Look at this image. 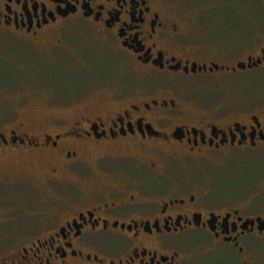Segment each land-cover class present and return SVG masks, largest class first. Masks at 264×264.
<instances>
[{
    "label": "flooded vegetation",
    "instance_id": "1",
    "mask_svg": "<svg viewBox=\"0 0 264 264\" xmlns=\"http://www.w3.org/2000/svg\"><path fill=\"white\" fill-rule=\"evenodd\" d=\"M181 8L0 0V28L81 82L0 125V157L33 164L10 174L2 264H264V13Z\"/></svg>",
    "mask_w": 264,
    "mask_h": 264
},
{
    "label": "rangeland",
    "instance_id": "2",
    "mask_svg": "<svg viewBox=\"0 0 264 264\" xmlns=\"http://www.w3.org/2000/svg\"><path fill=\"white\" fill-rule=\"evenodd\" d=\"M170 2L176 6L182 5L184 7L181 8L182 11L186 10L188 13L195 9L206 11V7L210 8L211 11L206 17L213 20L231 18L238 26L243 25L245 18L249 17V12L253 11L258 18H261L264 13V0H170ZM56 38L54 36L51 40H58ZM50 42L47 40L37 44L26 39V35L22 32L0 28V125L7 124L10 118L21 115L32 118L44 107L41 102L48 98L51 99L54 94L52 91L57 90L58 86L61 87L64 83L65 87L80 85L77 69H65L62 76L56 73L58 66L55 64L58 61L53 59V54L47 53L51 47ZM54 52L55 50H52V53ZM103 56L98 60L101 64L97 66L96 70L99 72L103 66L111 64L110 59ZM91 57V53L86 52V58ZM231 73L236 75L238 81H249L263 76L255 71ZM64 91L67 92V90ZM14 164V160L10 162V160L0 157V231L7 225L14 226L20 223L18 219H14V216L19 213L16 210H11V203L8 201V196L11 193L20 192L19 188L11 185L10 180L13 177L10 174L23 170L30 172L33 166L29 162H17L16 166ZM10 165H14V167L11 168ZM256 172L257 168L255 167ZM21 246L22 242L19 240L5 239L4 242H0V260L13 257L16 249ZM0 264L2 263L0 262Z\"/></svg>",
    "mask_w": 264,
    "mask_h": 264
},
{
    "label": "water",
    "instance_id": "3",
    "mask_svg": "<svg viewBox=\"0 0 264 264\" xmlns=\"http://www.w3.org/2000/svg\"><path fill=\"white\" fill-rule=\"evenodd\" d=\"M240 67V66H239Z\"/></svg>",
    "mask_w": 264,
    "mask_h": 264
}]
</instances>
